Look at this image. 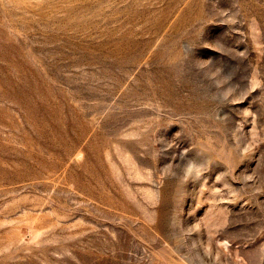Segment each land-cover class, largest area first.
I'll use <instances>...</instances> for the list:
<instances>
[{
    "label": "rangeland",
    "instance_id": "1",
    "mask_svg": "<svg viewBox=\"0 0 264 264\" xmlns=\"http://www.w3.org/2000/svg\"><path fill=\"white\" fill-rule=\"evenodd\" d=\"M0 264H264V0H0Z\"/></svg>",
    "mask_w": 264,
    "mask_h": 264
}]
</instances>
